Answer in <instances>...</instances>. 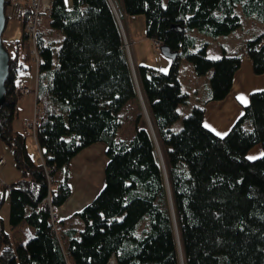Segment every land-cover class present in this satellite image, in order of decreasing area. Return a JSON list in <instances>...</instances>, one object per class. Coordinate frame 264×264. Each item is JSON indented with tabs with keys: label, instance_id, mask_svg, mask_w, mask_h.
I'll list each match as a JSON object with an SVG mask.
<instances>
[{
	"label": "trees",
	"instance_id": "1",
	"mask_svg": "<svg viewBox=\"0 0 264 264\" xmlns=\"http://www.w3.org/2000/svg\"><path fill=\"white\" fill-rule=\"evenodd\" d=\"M19 1H4L6 24L10 5L22 21V38L10 46L3 39L9 73L0 137L21 175L10 184L9 229L0 214V264H264V155L248 159L257 144L264 149V89L250 93L223 137L205 127L203 105L172 129L189 100L180 82L182 59L198 75L212 70L209 100L229 94L241 66V55L225 49L210 58L208 41L195 30L214 38L232 33L243 26L240 5L260 24L243 47L254 73H264V0H121L122 13L143 14L148 38L177 53L167 71L137 64L136 78L110 0H72L71 9L65 0H50L49 26L37 25L34 40L43 108L36 141L44 164L13 126L32 13L28 0L23 9ZM139 90L153 130L138 105L133 135L119 139L121 112L138 101ZM99 142L107 157L102 188L73 215L52 222L43 203L45 167L54 178L51 203L59 208L72 194L73 158Z\"/></svg>",
	"mask_w": 264,
	"mask_h": 264
},
{
	"label": "crops",
	"instance_id": "2",
	"mask_svg": "<svg viewBox=\"0 0 264 264\" xmlns=\"http://www.w3.org/2000/svg\"><path fill=\"white\" fill-rule=\"evenodd\" d=\"M115 2L121 12L120 20L125 21V29L128 32V35L130 36V40L132 39V41L134 42L135 48H133V50H134V58H135L136 64H140V63L152 64V62L154 63L153 55H156L155 54L156 46L154 44L153 39L148 38L145 34V19H143L144 28L141 29L144 31L141 32L140 28H138V26H140V20H138V23H136L135 21L136 19L133 17L131 18V16L133 15H127L126 13H122L121 0H115ZM66 4L69 7V9L72 8V0H67ZM251 21H254L253 22L254 25L251 28H249L248 31L244 35H242L240 38H238L237 40H229V39H231L234 33L238 32V29L232 32L231 34L226 35L223 41H222L223 38H209L208 36L203 37L201 36V34H198L199 37L208 41L207 55L210 58L220 57L223 53V49H225L228 54L241 55V59H242L241 66L233 75L232 87H231L229 94L224 99H221V100L209 101V99L208 100L206 99V102L204 104V109H205L204 122L211 125L212 128H215L217 132L227 133L229 129L231 128V126L234 124V122L242 114L243 112L242 105L246 103H243L242 100L238 98L240 94H243L248 102L250 93L257 91V90L264 89V73L259 74V75L255 74L253 71L251 59L247 56V54L244 53V47H243L244 42L246 41V39L252 36V32H253L252 29L260 25L256 19L255 20L253 19ZM47 28L48 27H46L45 29ZM149 54L151 55L150 57L148 56ZM158 64H162V66L160 67ZM170 65L171 63L169 64V62H165L162 60L160 61L159 58H157V62L155 61V67L157 66V68L161 70L168 69ZM186 67H189V66L187 65ZM22 68L23 66L20 69ZM18 75H19V79L16 81L17 86L29 85L32 89L36 88L37 86V67L36 65H34V63L30 65V68L28 71L26 72L21 71L18 73ZM191 75L194 76L192 69H191ZM180 82H181V78H180ZM181 87L183 89L182 82H181ZM184 91L188 93L189 98H190L191 95L196 91V88L192 87L188 91L186 90ZM210 93L211 91L209 89L208 91L209 96H210ZM209 96H207V98H209ZM34 99L35 98H33V101ZM29 100L30 99H27L26 101H29ZM22 102L24 101L22 100L17 103V114H16V117L13 123L14 129L19 132H23L24 121L31 116L32 111H33V108L30 109L29 111L27 110V108H25L26 111L23 112L22 110H23L24 104L21 105ZM28 136H32L34 150L36 148L37 152H33L30 150L31 144L27 141ZM28 136H25L27 149L29 153L31 154V156L36 161L39 162L41 152L37 144L36 138L32 134H29ZM100 147H102L101 148L102 151H103V147L105 149V145L99 142V143H95L85 148L84 150H82L79 154H77L73 158L72 169L73 170L75 169V164L76 162L78 163V161H76L77 159L79 161L84 160L87 162L95 159L97 157L95 150ZM0 155L5 157V163L0 165V189L5 188L4 201L0 208V214L6 223L7 229H9V226L7 224H8V219H9V206H10V198H9L10 184L16 181L17 179H19L21 173L15 165V161H14L11 149L1 139V137H0ZM70 198L71 196L67 199L64 205L59 207L60 218H66V217L73 215L76 211H78L79 209H81L88 203V202L84 203L85 204V205L83 204L84 206L74 205L73 207H70L69 206ZM24 228L26 229V227ZM109 264H117V263L115 261L114 262L111 261Z\"/></svg>",
	"mask_w": 264,
	"mask_h": 264
},
{
	"label": "rangeland",
	"instance_id": "3",
	"mask_svg": "<svg viewBox=\"0 0 264 264\" xmlns=\"http://www.w3.org/2000/svg\"><path fill=\"white\" fill-rule=\"evenodd\" d=\"M19 2H22V4H20L19 7L23 9L24 3L26 2V0H20ZM110 2L112 3V5L115 9V12L117 13V15L119 16V19H120L121 18V12H120L115 0H110ZM166 2H167V0H163V3H166ZM15 13H16V8L9 5V7L7 9V14L9 15V18L7 20L6 28H5L3 35H2V39H4V41L8 44V46H10V44H11L10 42L15 41V40H19L20 38H22V21L20 18L14 16ZM237 13L241 15L243 26L238 28V32L234 33V35H232L231 39H229V40H237L242 35H244L248 31L249 28H251L254 25V23H253L254 21H251V20H253V18L250 19V17H247L243 13L240 5L237 7ZM132 17L136 19L135 20L136 23H138V20H140V26H138V28H140V30L143 29L144 28V20H143L144 16H143V14H136V15L131 16V18ZM120 24H121V29H122L123 34H124L125 47L127 49L130 62H131V64H133V67L135 69L137 64H136L135 58H134V50H133V48H135L134 42L132 41V39L130 40V36L128 35V32L125 29V21L120 20ZM38 25H39L38 26L39 28H42L44 30H46L45 28L49 26V18H48V15H46V12L40 18ZM143 31L144 30H141V32H143ZM195 33L199 34V32L196 30H195ZM208 37L214 38L212 36H208ZM225 37H226V35H220L216 38H223L222 39V41H223L225 39ZM153 41L155 44V40H153ZM155 46H156L155 47V54L156 55H153L154 63L152 62L151 65L155 66V61L157 62V58H159L160 61L162 60L165 62H169V64H170L172 60L162 54V52L160 50L161 45L159 47H157V45L155 44ZM35 49H36V47L34 46V40L32 39V41L30 40V43H28L25 47V51L23 53L25 55L22 54V56H28L29 58L26 60V57L25 58L22 57L23 68L20 69L19 72L28 71L30 68V65L33 63H34V65H36V61L34 60V57L36 56L35 52H34ZM31 56H32V58H31ZM148 56L150 57L151 55L149 54ZM156 65H157V63H156ZM158 65L160 67L162 66V64H158ZM187 65L189 67H186ZM190 68L192 69L194 76L191 75V69ZM211 73H212V70L207 74L198 75L195 72L192 63H190L189 61H187L185 59H182V67L180 69V78H181V82L183 84V89L188 91L192 87H195L196 91L191 95V97L189 98V100L186 104H182L179 106V112H180L181 116L172 126V129L174 131H178L182 127L183 118L191 112L193 106H195V105H203L204 106L206 99L207 100L209 99V98H207V96H209V94H208L209 89L211 91V85H210ZM134 75L136 78V69L134 71ZM18 79H19V75L17 76L16 81ZM19 86H21V85H19ZM30 89H31V92L29 94H26L24 96L25 98L24 97L22 98V94H19V95L22 98L20 101H22V100L24 101L21 103V105L24 104L22 111L23 112L26 111L25 108H27L28 111L33 108V111L31 114V116H32L34 113V107H33L34 105L33 104H35V99H36V94H35L36 88L32 89L30 87ZM138 92H139L138 101L137 102L132 101V102L127 103L126 106L124 107L123 111L121 112L122 124H121V127H120V129L118 131V135H117V137L119 139H123V138L129 139L133 135V133H134V118H135V115L137 113L138 105L141 108V111L145 117V121H147V123L149 125V128L151 130H153L151 117H150V113H149V110L147 108L146 102L144 101L140 90ZM33 98H35L34 101H33ZM27 99H30V100L26 101ZM209 101H214V100H209ZM31 102H32V104H31ZM27 141L31 144L30 150L33 152H37L36 148L34 150L32 136H28ZM101 148L102 147L97 148L95 150L97 157L95 159L91 160L92 162L91 161L87 162L84 160L79 161L77 159L76 161H78V163L76 162L74 170L72 169V165H71L70 185L72 188V194H71V198L69 199V206L70 207H73L74 205H83L84 203L89 202L96 195L98 190L103 185V183H104V168H105V165L107 162V157H106V155H104L105 154L104 147H103V151L101 150ZM157 151H158L159 158H161L160 161L163 160V154H162L161 148H159V146H157ZM261 153H264L263 146H262V144H257L255 147H253L249 151L248 157L251 155V156H255L257 158L258 156L261 155ZM39 162L44 164L42 154H40V161ZM53 179L54 178H51V180H52L51 187L54 183ZM58 211H59V208H58Z\"/></svg>",
	"mask_w": 264,
	"mask_h": 264
},
{
	"label": "built area",
	"instance_id": "4",
	"mask_svg": "<svg viewBox=\"0 0 264 264\" xmlns=\"http://www.w3.org/2000/svg\"><path fill=\"white\" fill-rule=\"evenodd\" d=\"M28 2L32 8V13L30 14L28 21L26 22L25 28H26V31L29 35V40L32 41V39L35 40L38 20L40 19L43 12L49 10L50 0H28ZM155 44L157 45V47H159L161 45V43L158 41H155ZM34 46H35V44H34ZM34 52L36 55L34 57V60L36 61V66L38 68L39 54L37 52V49H35ZM244 52L247 53V50L245 49ZM15 91L18 95L22 94V98H23L26 94H29L31 92V89L28 85H21V86H17ZM35 94H36V99H35V104H34V113L30 118H28L24 121L23 134H24V136H28L29 134H32L36 138V125H37L38 118L40 117V115L43 112V108H42L41 104L38 102L36 91H35ZM22 98L19 95L18 102ZM4 163H5V157L0 155V165H2ZM45 168H46V173H47V181H48L49 191H48V194L46 195V197L43 199V203L47 204L48 207L50 208L52 222H57L60 219V214H59L58 208H56L52 205L51 195H50V188H51V184H52L51 178H53V175L51 174V171L47 167H45ZM111 261L114 262L115 260L112 259Z\"/></svg>",
	"mask_w": 264,
	"mask_h": 264
},
{
	"label": "water",
	"instance_id": "5",
	"mask_svg": "<svg viewBox=\"0 0 264 264\" xmlns=\"http://www.w3.org/2000/svg\"><path fill=\"white\" fill-rule=\"evenodd\" d=\"M4 1L5 0H0V103L5 98V82L9 73V52L5 48L2 39L3 32L6 28V14L4 10ZM160 50L164 56L170 58L171 60L175 59L177 56V53L172 52L167 46L161 45ZM131 66L134 73L135 69L133 67V64H131ZM181 263L184 264L183 259Z\"/></svg>",
	"mask_w": 264,
	"mask_h": 264
},
{
	"label": "snow or ice",
	"instance_id": "6",
	"mask_svg": "<svg viewBox=\"0 0 264 264\" xmlns=\"http://www.w3.org/2000/svg\"><path fill=\"white\" fill-rule=\"evenodd\" d=\"M65 2H67V0H65ZM162 71H167V69H162ZM238 98L241 99L243 103H247V100H246V98L244 97L243 94H240ZM177 111H179V110H177ZM205 127H208V128H210L213 132H216V134H217L218 136L223 137L224 135H226V133H224V132H217L215 128H212V126L209 125V124H207L206 122H205ZM261 155H264V153H261ZM255 158H256L255 156H251V155L248 157V159H255ZM101 215H103V214H101Z\"/></svg>",
	"mask_w": 264,
	"mask_h": 264
},
{
	"label": "bare ground",
	"instance_id": "7",
	"mask_svg": "<svg viewBox=\"0 0 264 264\" xmlns=\"http://www.w3.org/2000/svg\"><path fill=\"white\" fill-rule=\"evenodd\" d=\"M119 17V16H118ZM161 159V158H160ZM163 161V160H162Z\"/></svg>",
	"mask_w": 264,
	"mask_h": 264
},
{
	"label": "clouds",
	"instance_id": "8",
	"mask_svg": "<svg viewBox=\"0 0 264 264\" xmlns=\"http://www.w3.org/2000/svg\"><path fill=\"white\" fill-rule=\"evenodd\" d=\"M245 50V49H244Z\"/></svg>",
	"mask_w": 264,
	"mask_h": 264
}]
</instances>
